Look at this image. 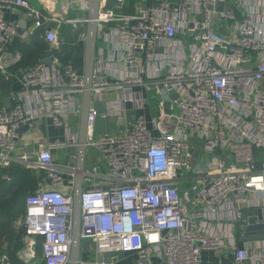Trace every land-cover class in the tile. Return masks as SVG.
I'll return each mask as SVG.
<instances>
[{
  "label": "built area",
  "instance_id": "built-area-1",
  "mask_svg": "<svg viewBox=\"0 0 264 264\" xmlns=\"http://www.w3.org/2000/svg\"><path fill=\"white\" fill-rule=\"evenodd\" d=\"M136 3L132 13L123 11L127 0H101L97 18L88 145L108 166L105 171L96 162L84 171L81 237L93 242L95 258L80 264H116L98 259L107 252H136L137 264H154L151 256L159 264H204L203 251L223 248L233 251L235 264H264V239L240 241L249 224L264 223V0ZM15 7L30 19L24 36L44 30L52 60L23 68L15 104L0 108V166L18 162L45 173L26 197L18 229L26 226L27 249L43 236L45 264H69L77 169L57 164L53 148L78 143L70 113L81 116L86 84L76 54L63 61L56 50L65 42L61 25L83 26L82 40L88 17L51 14L30 0H0L6 76L8 56L22 57L8 49L19 33L7 17ZM151 90L154 127L145 117L129 122V108L144 106ZM98 100L107 103L104 112ZM168 101L177 114L166 109ZM100 114L116 115L121 131L95 137ZM44 117L64 127L66 137L49 142L36 158L15 153L21 125ZM252 209L263 215L243 216ZM1 262L11 264L6 254Z\"/></svg>",
  "mask_w": 264,
  "mask_h": 264
},
{
  "label": "crops",
  "instance_id": "crops-1",
  "mask_svg": "<svg viewBox=\"0 0 264 264\" xmlns=\"http://www.w3.org/2000/svg\"><path fill=\"white\" fill-rule=\"evenodd\" d=\"M32 4L40 9L43 10H50L51 14L55 13L57 15H62L63 17H69V18H79V17H88V10L85 5L84 0H30ZM136 0H127V5L123 8V11L125 12H135L136 10ZM226 5V3L224 4ZM223 4H220L219 7H223ZM8 19L16 22L18 24V27H21L24 31L22 33H18L15 40L12 42V44L9 46V50L11 52L20 51V48L25 43H31L33 40L32 35L24 36V34L27 32L30 26V19H28V23L26 25L25 16L22 13V9L20 8H13L7 12ZM52 25H57L56 22H52ZM64 27L68 28L69 30L64 32V35L66 37L67 33H72L73 35L77 36V41L75 42L78 44L80 41V32L83 29V26H81V29L79 30H73L71 29L70 24H62L61 25V32L64 30ZM85 28V26H84ZM44 33V30H40ZM42 33V35H43ZM65 43V42H64ZM63 43V44H64ZM63 44L60 45V52L62 51L61 47ZM51 47V45H50ZM47 52V51H46ZM45 52V53H46ZM22 53V52H21ZM57 53V51H56ZM74 54H77V52H74ZM73 55V53H72ZM76 56V55H75ZM10 63L8 66V75H4L0 71V80L2 78H6L10 82V88L8 90H2L0 86V108L6 107L7 103L5 102V97L7 95H11V106H13L16 102L15 99L12 98V92L20 89L22 86L21 80H20V72L26 66L29 64L27 60H22V57L19 60H13V56H8ZM72 57V56H71ZM70 57V58H71ZM61 58V57H60ZM69 58V59H70ZM42 59V57H41ZM40 59V60H41ZM62 60V59H61ZM64 61V60H63ZM154 94V91H150V95L146 101V104L140 108L130 107L127 112V117L129 122H134L136 119L140 117H145L149 125L151 127H154L153 125V118L157 114V109L155 107V99L150 98ZM175 96V94L173 95ZM97 106L101 110V112H104L107 108V103L105 100H98ZM172 105L170 101L167 102L166 109L169 110L171 113L177 114L179 112L178 106H176L174 109L171 108ZM170 127H173L176 123L173 120L169 121L168 123ZM70 128L76 132L79 133L80 129V117L76 116L75 114L70 113ZM122 129V126L118 122V118L116 115H108L105 116L103 114H100L95 126V137H98L103 132H111V133H119ZM155 133H158L157 130H155ZM66 137V129L64 127L55 126L53 122L49 118H40L34 126L30 127L27 124H22L19 128V139L18 144L15 150V153L20 152H26L30 154L33 158H36L38 152L41 150V148L46 147L49 142L60 140ZM92 147V146H88ZM67 148L63 147H54L53 148V157L57 164L59 165H66L70 164V161L72 159H75V157H72L71 155L67 154ZM198 150V149H195ZM199 151V150H198ZM199 154V153H198ZM102 157H98L97 163H99L102 168L107 169L108 162L106 156L102 153ZM204 153H201V158H204ZM92 154H88L87 149V159H86V168L88 167V161L92 160ZM90 162V161H89ZM96 163V161H94ZM94 163L91 161L90 165H94ZM36 175L38 177L44 176L45 173L38 171L33 168ZM5 180L9 179L7 176L4 177ZM98 178H96L97 180ZM42 185V179L39 181V185L37 188H39ZM88 184H85L86 186ZM184 187L189 188L191 184H182ZM62 190L67 191L69 190V186L64 185ZM21 207L23 210L18 213L17 217L13 218L12 220H5L2 215H0V264L1 257L3 255H8L9 261L11 264H45L43 260V249H42V243H43V236H37L36 242H31L30 240V247L27 249L26 243H29L28 240H26V236H24L18 229L19 223L24 219L25 213H26V196H24ZM238 229H243L242 225ZM241 243L244 241L242 238L240 239ZM93 242L89 240H82V258L84 259H91L95 258V252H94V246ZM33 251V253L30 255V252ZM139 258V254L136 252H129L124 253V255H117L115 259L116 264H137V260ZM203 262L204 264H235L234 259V253L232 250L228 248H223L218 251L214 250H205L202 254ZM151 261L154 264H159L160 260L156 256H151ZM244 264H250V263H244Z\"/></svg>",
  "mask_w": 264,
  "mask_h": 264
},
{
  "label": "water",
  "instance_id": "water-1",
  "mask_svg": "<svg viewBox=\"0 0 264 264\" xmlns=\"http://www.w3.org/2000/svg\"><path fill=\"white\" fill-rule=\"evenodd\" d=\"M86 8L88 10V22L86 25V33L83 36L85 43L84 53V66L83 73L85 77L86 89L82 97V113L80 116V129L78 133V143L67 147V154L75 157L70 161V165H74L77 169L75 176V184L73 190L74 199V212H73V235H72V250L69 264H80L82 258V237H81V212H82V192L84 190V171L86 168L87 149H88V115L90 111L92 101V80L94 71V61L97 47V18L101 5V0H84ZM21 9V8H20ZM22 13L25 16L26 25L28 23L29 16L25 10L22 9ZM24 30L18 27V32L22 33ZM42 58L46 62H51L52 57L49 52L43 54ZM0 86L2 90H8L10 88V82L4 77L0 80ZM7 108L11 107V95L5 97ZM198 154V150H195L194 157ZM260 213L263 215L262 210H248L244 211L243 216L250 214ZM253 219V218H251ZM24 236H27L26 226L23 224L19 230ZM264 239V223H251L249 224L242 236L243 241ZM117 255H124V253H112L107 252L105 255L98 256L100 261L105 260L107 262L115 261Z\"/></svg>",
  "mask_w": 264,
  "mask_h": 264
},
{
  "label": "trees",
  "instance_id": "trees-1",
  "mask_svg": "<svg viewBox=\"0 0 264 264\" xmlns=\"http://www.w3.org/2000/svg\"><path fill=\"white\" fill-rule=\"evenodd\" d=\"M69 29L64 27L63 33ZM42 31H37L32 36L31 43H25L21 48L22 60H27L31 66L38 62L43 54L50 49V44L43 38ZM77 36L71 32L66 34L65 43L61 47L62 51L56 50L62 60L67 61L72 53L77 52L76 64L83 70L85 43L80 41L78 44ZM7 176L9 179L5 180ZM43 177H38L33 168L26 167L18 162H13L9 166H0V215L5 220H12L23 210L21 207L24 196L30 192H35L39 181Z\"/></svg>",
  "mask_w": 264,
  "mask_h": 264
},
{
  "label": "rangeland",
  "instance_id": "rangeland-1",
  "mask_svg": "<svg viewBox=\"0 0 264 264\" xmlns=\"http://www.w3.org/2000/svg\"><path fill=\"white\" fill-rule=\"evenodd\" d=\"M197 143H199V144H201V142H199V141H197ZM88 154H92V160L90 159L89 161L91 162H93L94 163V161H98V157H102L103 155H102V153H101V151L97 148V147H95V146H92V147H89L88 148ZM88 161V167L87 168H92V166L90 165V162ZM105 171H107V169L105 168ZM188 184H191V181L190 180H188V182H187Z\"/></svg>",
  "mask_w": 264,
  "mask_h": 264
}]
</instances>
